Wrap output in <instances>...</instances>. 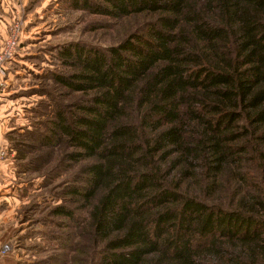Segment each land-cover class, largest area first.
<instances>
[{
	"label": "trees",
	"instance_id": "obj_1",
	"mask_svg": "<svg viewBox=\"0 0 264 264\" xmlns=\"http://www.w3.org/2000/svg\"><path fill=\"white\" fill-rule=\"evenodd\" d=\"M70 6L137 25L46 49V123L14 146L25 170L40 147L69 173L50 211L66 253L40 264H264V0Z\"/></svg>",
	"mask_w": 264,
	"mask_h": 264
},
{
	"label": "rangeland",
	"instance_id": "obj_2",
	"mask_svg": "<svg viewBox=\"0 0 264 264\" xmlns=\"http://www.w3.org/2000/svg\"><path fill=\"white\" fill-rule=\"evenodd\" d=\"M5 4L0 6V54L15 33L18 38L13 62H5L0 72V156L4 153L0 159V264H40L66 253L56 247L54 226L64 220L50 211L64 203L55 195L69 173L64 167L54 170L57 150L40 147L26 161L52 154L43 171L25 170L14 146L18 141L38 145L27 130L41 129L46 123L40 103L48 98L37 94L42 87L37 76L61 69L55 54L46 49L76 42L114 45L137 24L133 19L114 20L74 10L70 0H5ZM68 264L78 263L69 260Z\"/></svg>",
	"mask_w": 264,
	"mask_h": 264
},
{
	"label": "built area",
	"instance_id": "obj_3",
	"mask_svg": "<svg viewBox=\"0 0 264 264\" xmlns=\"http://www.w3.org/2000/svg\"><path fill=\"white\" fill-rule=\"evenodd\" d=\"M17 38H18V34L15 33L13 39H11L10 42H8L7 47L0 54V72H2L3 70L2 67L3 64L7 62L9 59L10 60L13 59V57L15 56L16 47H17V43H16ZM3 155L4 153L1 154L0 159L2 158ZM0 194H1V189H0Z\"/></svg>",
	"mask_w": 264,
	"mask_h": 264
},
{
	"label": "crops",
	"instance_id": "obj_4",
	"mask_svg": "<svg viewBox=\"0 0 264 264\" xmlns=\"http://www.w3.org/2000/svg\"><path fill=\"white\" fill-rule=\"evenodd\" d=\"M0 4H1L0 6H4V5H6V4H5V0H0ZM1 109H2V107H1Z\"/></svg>",
	"mask_w": 264,
	"mask_h": 264
}]
</instances>
